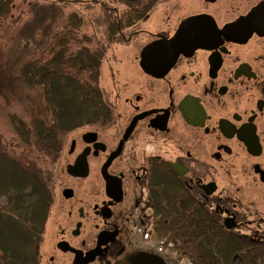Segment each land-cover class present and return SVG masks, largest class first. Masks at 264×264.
<instances>
[{"label": "flooded vegetation", "instance_id": "af4514ba", "mask_svg": "<svg viewBox=\"0 0 264 264\" xmlns=\"http://www.w3.org/2000/svg\"><path fill=\"white\" fill-rule=\"evenodd\" d=\"M262 1L200 0L171 31L147 32L149 43L169 38L188 16L215 22L205 43L162 74L140 66L147 43L133 60L117 61V112L107 99L109 123L79 127L84 131L63 146L37 264H117L133 252L150 253L140 248V233H151L155 212L178 210L218 218L232 243L244 245L232 260L260 259L264 17H247ZM167 2L157 5L169 10ZM136 27L127 45L146 32Z\"/></svg>", "mask_w": 264, "mask_h": 264}, {"label": "trees", "instance_id": "16d2710c", "mask_svg": "<svg viewBox=\"0 0 264 264\" xmlns=\"http://www.w3.org/2000/svg\"><path fill=\"white\" fill-rule=\"evenodd\" d=\"M161 1L49 0L42 6L52 21L59 18V28L50 30L42 53L25 60L16 74L26 87L41 88V109L25 120L9 117L14 139L0 135V264L38 263L37 247L53 199L48 168L57 163L70 132L109 123L113 107L99 86L101 61L112 44L125 41L122 32L144 22ZM83 2L98 4L103 12L98 40L79 34L82 18L75 12L64 15L60 7ZM14 6L15 0H0V25L11 19ZM218 222L203 210L160 211L154 213L153 227L197 264H264V246L254 250L260 259L232 260V252L244 245L232 243Z\"/></svg>", "mask_w": 264, "mask_h": 264}, {"label": "rangeland", "instance_id": "374dc122", "mask_svg": "<svg viewBox=\"0 0 264 264\" xmlns=\"http://www.w3.org/2000/svg\"><path fill=\"white\" fill-rule=\"evenodd\" d=\"M166 5L179 7V11L172 12L171 7L164 9L163 6L157 5L152 9L150 17L142 23H139L136 28L146 30L132 37V41L128 45L121 41L120 43L112 44L107 50L101 61L99 86L104 92L108 100L115 104L117 112V61H125L126 56L134 59L137 56L140 48L149 41L150 37L147 32L155 33L160 30L171 31L182 16L194 12L198 8L196 2L200 0H167ZM50 3L49 0H15V6L11 19L0 25V135L5 139H11L13 133L9 123V117L14 116L19 119H27L34 112L37 113L41 109L42 91L41 88H28L16 76L19 66L27 59L42 53L49 34L59 28V18L54 21L52 13L43 11V5ZM36 6L41 13L35 14ZM58 7V6H57ZM63 14L75 12L83 20V25L80 28L79 34H85L98 40L103 37V25L101 18L103 12L98 4L92 2H83L78 4L60 5ZM117 8L121 10L122 5L117 4ZM177 10V8H175ZM34 10V11H33ZM41 16V17H39ZM50 22H54L49 27ZM54 28V29H53ZM133 28H128L122 32V37L125 39L133 32ZM135 29V28H134ZM50 30H52L50 32ZM50 32V33H49ZM126 41V39H125ZM129 59V58H128ZM84 128L70 132L63 143L67 145L71 138L78 136ZM62 149L57 163L50 166L53 182H56V177L60 167L64 166L62 157ZM66 151V150H65ZM54 194V191H53ZM153 227H147L154 241L157 237ZM163 237V236H159ZM153 244V243H152ZM152 244H141L140 248L145 249L154 255L161 257L166 264H175L172 258L173 255L179 256L181 253L174 248V251L168 250L164 253H159Z\"/></svg>", "mask_w": 264, "mask_h": 264}, {"label": "water", "instance_id": "95a60500", "mask_svg": "<svg viewBox=\"0 0 264 264\" xmlns=\"http://www.w3.org/2000/svg\"><path fill=\"white\" fill-rule=\"evenodd\" d=\"M264 17V0L248 14L247 18ZM258 25V23L256 24ZM262 27V24H261ZM217 30L214 20L208 15H192L184 18L174 33L167 39L147 43L140 51V66L148 73L159 75L167 71L179 54H190L205 43ZM159 73V74H158ZM68 171L73 167L68 166ZM117 264H165L157 255L137 251Z\"/></svg>", "mask_w": 264, "mask_h": 264}, {"label": "built area", "instance_id": "2783aa9c", "mask_svg": "<svg viewBox=\"0 0 264 264\" xmlns=\"http://www.w3.org/2000/svg\"><path fill=\"white\" fill-rule=\"evenodd\" d=\"M141 239H143L144 241H146V243L148 244H152L153 247L156 249L157 252L159 253H164L167 252L168 250L174 251V245L173 242L169 241L166 238L163 237H159L156 238L154 241L149 237V233L148 232H141L140 233ZM172 258L175 262V264H197L195 262H193L192 260H190L189 258L185 257V256H175V254L173 255Z\"/></svg>", "mask_w": 264, "mask_h": 264}]
</instances>
